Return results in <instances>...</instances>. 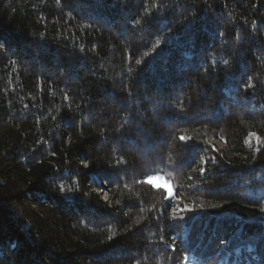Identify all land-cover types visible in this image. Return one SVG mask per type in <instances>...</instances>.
<instances>
[{
	"label": "trees",
	"instance_id": "16d2710c",
	"mask_svg": "<svg viewBox=\"0 0 264 264\" xmlns=\"http://www.w3.org/2000/svg\"><path fill=\"white\" fill-rule=\"evenodd\" d=\"M252 133L264 0H0V264H264Z\"/></svg>",
	"mask_w": 264,
	"mask_h": 264
},
{
	"label": "rangeland",
	"instance_id": "374dc122",
	"mask_svg": "<svg viewBox=\"0 0 264 264\" xmlns=\"http://www.w3.org/2000/svg\"><path fill=\"white\" fill-rule=\"evenodd\" d=\"M221 144V143H220ZM153 178V183L152 185H154L155 187H163L165 189H167V191L169 192V194H172V188L170 187V185H168L164 178L161 177V176H152ZM97 192L100 194V196L107 200L108 199V194L107 193H104L103 191L101 190H97Z\"/></svg>",
	"mask_w": 264,
	"mask_h": 264
},
{
	"label": "snow or ice",
	"instance_id": "6c2138e0",
	"mask_svg": "<svg viewBox=\"0 0 264 264\" xmlns=\"http://www.w3.org/2000/svg\"><path fill=\"white\" fill-rule=\"evenodd\" d=\"M220 35H223V33H221ZM254 137L255 140H256V143L257 145H260L261 143H264L260 140V137L259 136H256L254 133L250 134V138L248 139L247 143L249 146H251V138ZM222 139V138H221ZM180 140L181 141H184L185 140V137L181 136L180 137ZM215 151V149H213ZM257 151H259V147L257 148ZM203 171V170H202ZM145 183H148V184H152L153 183V178L152 177H149L147 180H145ZM98 187H100V185H97ZM171 205V201L169 200V205ZM186 209H182L181 211H184ZM262 212H264V209H261ZM187 259V258H185Z\"/></svg>",
	"mask_w": 264,
	"mask_h": 264
}]
</instances>
